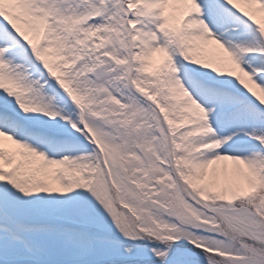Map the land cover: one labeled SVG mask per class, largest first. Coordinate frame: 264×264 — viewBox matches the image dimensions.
Wrapping results in <instances>:
<instances>
[{"label":"snow or ice","instance_id":"obj_1","mask_svg":"<svg viewBox=\"0 0 264 264\" xmlns=\"http://www.w3.org/2000/svg\"><path fill=\"white\" fill-rule=\"evenodd\" d=\"M0 264H264V0H0Z\"/></svg>","mask_w":264,"mask_h":264}]
</instances>
